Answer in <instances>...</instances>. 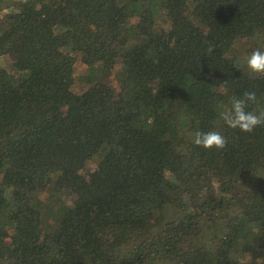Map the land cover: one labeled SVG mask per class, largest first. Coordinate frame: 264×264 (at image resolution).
I'll list each match as a JSON object with an SVG mask.
<instances>
[{
    "label": "trees",
    "instance_id": "obj_1",
    "mask_svg": "<svg viewBox=\"0 0 264 264\" xmlns=\"http://www.w3.org/2000/svg\"><path fill=\"white\" fill-rule=\"evenodd\" d=\"M257 48L264 0H0V264H264Z\"/></svg>",
    "mask_w": 264,
    "mask_h": 264
},
{
    "label": "clouds",
    "instance_id": "obj_2",
    "mask_svg": "<svg viewBox=\"0 0 264 264\" xmlns=\"http://www.w3.org/2000/svg\"><path fill=\"white\" fill-rule=\"evenodd\" d=\"M209 52L214 48L209 47ZM237 69L244 67L253 74L264 75V50L257 48L248 54L243 65L237 63ZM257 96L254 91L244 92L242 97L232 96L229 99L230 107L219 106L218 116L223 123L231 129H238L243 133H252L257 127L264 126V110L248 111L250 103H256ZM193 143L206 150L213 148L222 150L227 145V139L219 131H196Z\"/></svg>",
    "mask_w": 264,
    "mask_h": 264
},
{
    "label": "rangeland",
    "instance_id": "obj_3",
    "mask_svg": "<svg viewBox=\"0 0 264 264\" xmlns=\"http://www.w3.org/2000/svg\"><path fill=\"white\" fill-rule=\"evenodd\" d=\"M8 58L3 57L0 58V70H1V74H5L6 72H8Z\"/></svg>",
    "mask_w": 264,
    "mask_h": 264
}]
</instances>
